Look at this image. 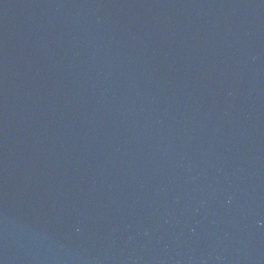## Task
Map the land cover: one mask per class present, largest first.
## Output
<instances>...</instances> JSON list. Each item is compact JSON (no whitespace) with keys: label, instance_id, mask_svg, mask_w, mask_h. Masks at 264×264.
<instances>
[{"label":"water","instance_id":"obj_1","mask_svg":"<svg viewBox=\"0 0 264 264\" xmlns=\"http://www.w3.org/2000/svg\"><path fill=\"white\" fill-rule=\"evenodd\" d=\"M0 264H264V0H0Z\"/></svg>","mask_w":264,"mask_h":264}]
</instances>
